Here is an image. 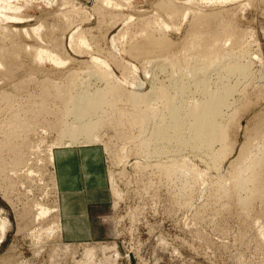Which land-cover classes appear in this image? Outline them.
Masks as SVG:
<instances>
[{"label": "rangeland", "instance_id": "1", "mask_svg": "<svg viewBox=\"0 0 264 264\" xmlns=\"http://www.w3.org/2000/svg\"><path fill=\"white\" fill-rule=\"evenodd\" d=\"M10 1L14 0L3 2ZM169 1L17 0L18 20L0 21V264H76L86 248L97 253L90 264H264V181H251L240 189L243 169L235 164L248 140L254 150L236 163L253 167L250 161L264 155V132L257 136L255 131L264 119V79H260V74L264 75V0L207 4L203 0H174L179 10L173 15L159 8L161 2ZM221 23L230 32L219 39L227 41L210 49ZM151 34L160 43L165 39L170 47H165L164 41L162 51L147 45L145 49L141 43L146 44L144 39ZM36 49L52 52L62 65L33 63ZM139 50L148 53L139 55ZM92 58L103 61L113 78L126 77L135 86H114L116 79L108 78L109 85L118 87L115 92L123 91L112 96L116 99L112 106L90 118L100 120L96 141L90 145L102 146L108 181L116 192L109 186L110 236L99 242L68 244L61 237L55 158L52 163L49 158L60 150L83 146L82 140L68 146V139L64 134L62 139L60 133L72 122L71 115L64 113L68 95L76 96L84 86L90 91L105 87L106 80L96 79L104 68L95 66ZM204 58L210 59L206 77L212 88L220 82L236 88L232 106L221 121L228 128L227 143L222 144L227 145V152L224 159L216 161L210 159L214 155L204 153L180 151L177 155L173 143H163L164 148L154 143L150 137L153 119L148 124L137 123L144 107L140 98H134L141 100L138 106L130 98L131 93L145 95L153 89L158 97L154 95L148 103L165 114L161 91H172L176 75L188 81L191 66H199ZM230 60L247 63L250 72L246 77L226 76L222 69ZM194 89L190 87L185 100L200 97V90ZM250 132L252 137L247 140ZM220 148L221 144H215L214 153ZM180 161L184 167L178 168L183 165L176 166ZM40 206L57 212L40 217ZM56 224L60 225L58 231ZM105 244L114 248L104 255L98 249Z\"/></svg>", "mask_w": 264, "mask_h": 264}, {"label": "bare ground", "instance_id": "2", "mask_svg": "<svg viewBox=\"0 0 264 264\" xmlns=\"http://www.w3.org/2000/svg\"><path fill=\"white\" fill-rule=\"evenodd\" d=\"M4 0H0V21L2 22V21H6V22H8V21H15V20H18V19H16V16H15V12H18V11H20V8H19V6H17V0H14V1H10V2H3ZM174 0H170L169 2H168V4H164V3H160L159 4V8H161V9H163V11H166V10H169V11H167V13L168 12H170L171 14H172V12L173 13H175L176 14V12H178V10H179V8H176L175 7V5L173 4L174 2H173ZM225 0H203V3L204 4H207V3H223ZM173 15V14H172ZM177 15H178V13H177ZM198 19H200V17L198 18ZM21 20V19H20ZM197 22V21H196ZM195 23V22H194ZM199 24H200V22H199ZM225 24V23H224ZM196 25H197V23H196ZM217 25V24H216ZM220 25V26H219ZM218 26L220 27V28H218V29H220V31L218 32V33H216V32H214L215 34H214V36H215V38L211 41V43H210V41H209V43H210V49L212 48L213 49V47L214 46H217V45H219L220 44V47H221V44H225V42L227 41V40H224V41H221L219 38H221L222 37V35H224L225 36V34L229 31V29H228V27L226 28L225 26H221L222 25V23L221 24H219ZM199 26V25H198ZM203 27V26H202ZM164 28V27H163ZM199 28H201V26L199 27ZM217 29V28H216ZM25 32V31H24ZM151 32V31H150ZM230 32V31H229ZM228 32V33H229ZM26 33V32H25ZM150 34V33H149ZM233 36V34L232 33H230V36ZM72 36V35H71ZM74 36V35H73ZM146 36V35H145ZM150 36H152V34L150 35ZM154 36V35H153ZM153 36L151 37V38H149V39H144V40H146V44L144 43V44H142L141 43V45H145V49H147L148 47H150L151 49H155V48H162V45L165 43V42H167V41H165V39L163 40V41H161L160 39V41H161V43L158 41V40H154V38H153ZM210 36V35H209ZM229 35H227V37H228ZM148 37V36H147ZM212 37H213V35H212ZM72 38V37H71ZM230 38V37H229ZM237 38V37H236ZM158 39V38H157ZM211 39V38H210ZM238 39V38H237ZM79 40H80V38H79ZM165 41V42H164ZM233 41V40H232ZM81 42L83 43V40L81 39ZM80 42V43H81ZM162 42H164L163 44H162ZM237 42H238V40H237ZM81 43V44H82ZM234 45L233 46H235L237 43L234 41ZM239 43V42H238ZM80 44V45H81ZM167 44H168V42H167ZM196 44H197V41H196ZM146 45L148 46L147 48H146ZM140 46V45H139ZM138 46V47H139ZM165 47L166 46H169V44L168 45H164ZM137 47V48H138ZM170 47V46H169ZM135 47L133 46V50H134V53H135V49H134ZM140 48H141V46H140ZM139 48V49H140ZM144 48V47H143ZM150 48L148 49V51L150 50ZM168 48V47H167ZM223 48V47H222ZM163 49V48H162ZM162 49H161V51H162ZM165 49V48H164ZM169 49V48H168ZM241 49H243V48H241ZM129 50H131V49H129ZM132 50V51H133ZM156 50V49H155ZM158 51H159V49H157ZM223 50V49H222ZM245 50V49H244ZM138 51V50H137ZM141 50H139V52L137 53V54H139L140 55V53L142 54V52H143V50H142V52H140ZM147 51V50H146ZM153 51V50H152ZM151 51V52H152ZM157 51V52H158ZM211 51V50H210ZM243 51V50H242ZM150 52V53H151ZM248 52V51H247ZM31 53V52H30ZM33 54H32V59H33V63L34 62H38V63H40V62H45V61H49L50 62V64H52V65H58V66H60V65H62V62H61V60L56 56V55H54V54H52V52L50 53L49 51L47 52V51H43V50H34L33 52H32ZM144 53H148V52H143V54ZM242 53V52H241ZM245 53V52H244ZM142 54V55H143ZM228 54V53H227ZM229 54H233V53H229ZM235 54V53H234ZM131 55H132V53H131ZM237 55H238V53H237ZM240 55V54H239ZM241 55H243V54H241ZM137 56V55H136ZM250 56V55H249ZM141 57V56H140ZM149 57V56H148ZM152 57V56H151ZM229 57H231V56H229ZM11 58V57H10ZM136 58H138V57H136ZM221 58V57H220ZM224 58V57H223ZM251 58V57H250ZM255 58H257V60H259L260 61V64L262 63V61H261V59H259L258 57H256L255 56ZM8 59V58H7ZM202 59V58H201ZM205 59V61H203ZM202 61V63H203V65H199V66H191V71H190V73H189V75H190V79L188 80V81H183L182 79L184 78H179V76L178 75H176V76H174L175 78H174V82H175V84H174V86H173V89H172V91H169L170 92V94H171V92L172 93H174V95L172 96V97H170V95H168V93H167V91H161V93L159 94V95H161V99L165 102V104H166V113L165 114H162V113H158L157 111H156V108L155 107H152V106H150L149 105V103L148 102H150L149 100V98H152L154 95H157L158 93H155V92H153V89L151 90V92H149V93H146L145 95H139V94H137V93H131V92H129V93H131V95L130 94H128L127 96H132V97H130V98H136V100L137 99H141V100H138V102H139V104H140V101H141V104H142V106L144 107V112L143 111H141L143 114H144V116H142V115H140L141 116V118H138L137 119V123L139 122V123H143V125L145 124V123H147V121H149V120H151V119H153V120H151V122L153 123V124H155L154 126H152L153 127V130L151 131V132H153L154 131V133L152 134V136H150L152 139L154 138L155 139V141H154V143H157V144H163V143H173L175 146V148L176 149H174V151L176 150V151H178L176 154L177 155H179L180 154V151H190V152H194V154H200V155H202L203 153L205 154V155H214V157H211L210 159H213L214 161H216V159H221V158H223V156L225 155V153L227 152L226 151V149H227V145L226 146H222V144H224L225 145V143H227V132H226V130H228V128L226 129V126L225 125H223L222 123H221V121L222 120H224V117L226 116V111H228V109L230 110V108H231V106H232V102H230V101H232L233 99H232V95H233V93L234 92H236V88H234L235 86H233V85H235V84H233V85H230L228 82H226V83H224V82H220V80H219V84H217L216 85V83H215V86L212 88V86L210 85V83L208 82V80H207V72H208V70H209V68H210V66H208V62H209V58H204ZM233 59H234V57H233ZM191 60V59H190ZM198 60V59H197ZM220 60V59H219ZM32 61V60H31ZM30 61V62H31ZM157 61V60H156ZM168 61V60H167ZM172 61V60H171ZM231 62H229V63H223L224 64V66H223V69H222V71H225V74H226V76L227 77H229V76H236L237 75V78H243V77H246V75L250 72V68H249V66L247 65V63L246 64H242L241 62H239L240 60H238V63H236L234 60L232 61V60H230ZM258 61V62H259ZM91 62L93 63V64H95V66L96 65H98V67L99 68H101V67H103L104 68V70H106V71H104L103 69V71H99V73H98V77L96 78V79H104V80H106V82H105V87L104 88H102V89H95V90H93V91H90L89 90V86H87L86 88H85V86H84V89L83 90H81L79 93H77L76 94V96H71L70 94L68 95V97L70 98V100L68 99V97H67V99L69 100L68 102V104H67V111L66 112H64L65 113V115L67 114V116H69V115H71V116H69V117H72V122L70 123V124H65V126H64V129H62V130H64L63 132L62 131H59V133L60 132H62V133H60V135L62 134V139H64L63 138V134H64V136H65V138L66 139H68V141H69V144H68V146H74L75 144H77V142L78 141H80V140H82V141H84L83 142V146H85V147H89V145L90 144H93L92 142L93 141H96V138H97V136H96V134H94L95 133V131H97V124L99 123H97V121L99 120L98 118V120H92V119H90L91 117H93V116H96L97 115V113H99V112H101L102 113V111L105 109V108H108V107H110V106H112L113 105V102L112 101H114V100H116L115 99V97H116V95H115V93L117 94H119V91H123V90H121V89H119V91L118 92H115L116 90H118V87L120 86H118V83H121L122 85H131L132 87L133 86H135V83H129L126 79H128V78H126V77H121V78H113L112 77V75H111V73L108 71V68H107V66H106V64L103 62V61H101V60H99L98 58H92V60H91ZM161 62V61H160ZM188 62V61H187ZM190 62V61H189ZM204 62H205V64H204ZM212 62H213V60H212ZM219 62V61H218ZM222 62V61H221ZM249 62V61H248ZM149 64H152V65H154L153 63L154 62H148ZM156 63V62H155ZM168 63H170V62H168ZM172 63V62H171ZM192 63V62H191ZM196 63V62H195ZM198 63V62H197ZM211 63V62H210ZM159 64V63H158ZM158 64H156V65H158ZM221 64V63H220ZM155 65V66H156ZM172 65H174V64H172ZM185 65V64H184ZM159 66V65H158ZM157 66V67H158ZM221 66V65H220ZM106 67V68H105ZM162 66L160 65V67H158L159 69H162L161 68ZM98 69V68H97ZM166 70V69H165ZM173 70V69H172ZM161 71V70H160ZM180 71V70H179ZM188 71V70H187ZM109 72V73H108ZM189 72V71H188ZM89 73V72H88ZM179 73V72H178ZM175 74V73H174ZM173 74V75H174ZM202 75L203 77H200V78H198V77H196V76H198V75ZM89 75V74H88ZM172 75V74H171ZM172 75V76H173ZM180 75V74H179ZM183 75V74H182ZM73 76H74V74H73ZM93 76H95V75H93ZM232 76V77H233ZM88 77V76H87ZM90 77V76H89ZM88 77V78H89ZM233 77V78H234ZM108 78H111V79H116V81H117V85H114V86H118L117 87V89H115V87L113 86V85H109V82H110V80L111 79H108ZM236 78V79H237ZM239 78V79H240ZM74 79H76L75 77H74ZM229 79V78H228ZM227 79V80H228ZM238 79V80H239ZM260 79H264V75L263 74H260ZM78 81H79V79H77ZM87 80V79H86ZM94 80V79H93ZM230 80V79H229ZM243 80V79H242ZM245 80V79H244ZM243 80V81H244ZM107 81H109L108 83H107ZM115 81V80H114ZM223 81V80H222ZM225 81V80H224ZM135 82V81H134ZM176 82H177V84H176ZM230 82V81H229ZM191 83L193 84L192 86L193 87H195V89L197 90H200V94H199V98L198 99H195V97L193 98H191V99H189V100H187L188 98L186 97V93H188L189 92V90H190V87H192L191 86ZM233 83H237V82H233ZM81 84V83H80ZM87 84V83H86ZM239 84H241V83H239ZM242 84H243V82H242ZM88 85V84H87ZM137 85V84H136ZM130 86V87H131ZM238 87V86H237ZM83 88V87H82ZM172 88V87H171ZM125 89V88H124ZM193 89V88H192ZM193 90V91H196V90ZM155 90V89H154ZM159 90V89H158ZM161 90H163V89H161ZM174 90V91H173ZM165 92V93H164ZM199 92V91H198ZM153 93H155V94H153ZM192 93V92H191ZM196 93V92H195ZM117 94V95H118ZM120 94H122L121 92H120ZM125 94V93H124ZM192 94H194V93H192ZM234 95H235V93H234ZM233 95V96H234ZM112 96H115L114 97V99L112 98ZM121 97L123 96V95H120ZM189 96V95H188ZM156 98L158 97V95L157 96H155ZM185 97L187 98L186 100H185ZM119 98V97H118ZM128 98V97H127ZM155 98V99H156ZM129 99V98H128ZM160 99V100H161ZM66 100V99H65ZM130 100H132V99H130ZM158 100V99H157ZM161 100V101H162ZM134 101V103H136L137 104V106H138V102H136L135 101V99L134 100H132V102ZM66 102H67V100H66ZM111 102H112V105H110L111 104ZM236 102V101H235ZM133 103V104H134ZM115 104V103H114ZM135 104V105H136ZM164 104V105H165ZM68 106H70V107H68ZM108 106V107H107ZM137 106H135V107H137ZM140 106V105H139ZM242 106V105H241ZM238 110H240V109H238ZM69 112V113H68ZM63 113V114H64ZM140 113V112H139ZM145 113H148L147 115L145 114ZM155 113H157V114H155ZM229 113V112H228ZM69 114V115H68ZM138 114V113H137ZM150 114H152V117L150 116ZM236 114V113H235ZM238 114V113H237ZM234 115V114H233ZM99 116V115H98ZM97 116V117H98ZM138 116V115H137ZM101 117V116H100ZM99 117V118H100ZM132 118H133V120L135 121L136 119H134V117L133 116H131ZM227 117V116H226ZM228 117H230V115L228 116ZM131 118V119H132ZM135 118H136V116H135ZM143 118V119H142ZM140 119V120H139ZM231 119V118H230ZM100 121V120H99ZM131 121V120H130ZM133 121V122H134ZM230 121V120H229ZM59 123V122H58ZM57 123V124H58ZM149 123V122H148ZM147 123V124H148ZM151 123V124H152ZM229 123V122H228ZM232 123H236L235 121L234 122H232ZM60 124V123H59ZM59 124H58V126H59ZM152 124V125H153ZM260 124V123H259ZM259 124H257V126H258V128L256 127L255 128V131H256V134H257V136H258V133H260L261 131V134H263V132H264V129H262V127L261 126H263L264 125V119H263V121H262V123L259 125ZM141 124H139L138 125V127L140 126ZM234 126H235V124H233ZM58 126H57V128H58ZM100 126V125H99ZM102 127H103V125H102ZM141 128H143V126L141 125L140 126ZM147 127H148V125H147ZM60 128H61V126H60ZM59 128V129H60ZM100 128V127H99ZM150 128V127H149ZM149 128H148V130H149ZM263 128H264V126H263ZM25 129H26V127H25ZM28 129V128H27ZM22 130H24V128L22 129ZM143 130V129H142ZM254 130V129H253ZM25 131H27V130H25ZM252 132V131H251ZM251 132H250V137H248L247 138V140L248 139H251V137H252V135H251ZM147 133V132H146ZM145 133V134H146ZM144 134V133H143ZM142 134V135H143ZM144 134V135H145ZM255 134V135H256ZM150 135V134H149ZM255 135H253V137H255V139H258V137H256ZM259 138H260V135H259ZM141 139V138H140ZM153 139V140H154ZM254 139V138H253ZM252 139V140H253ZM254 139V140H255ZM261 140H262V138H260ZM144 140V139H143ZM149 140H150V138H149ZM149 140H148V142H149ZM145 142L147 141V140H144ZM258 141V140H257ZM264 141V140H263ZM160 142V143H159ZM259 142V141H258ZM258 142H257V145H258ZM79 143V142H78ZM150 143V142H149ZM153 143V142H152ZM154 143H153V145H154ZM217 143H219V144H221V148H220V150L217 152V153H214V145L216 144L217 145ZM246 143V144H245ZM260 143V142H259ZM262 143V142H261ZM97 144V143H96ZM147 144V143H146ZM145 143L143 144V146L144 145H146ZM171 144L169 145V147L171 146ZM230 144V143H229ZM228 144V145H229ZM232 144V143H231ZM244 146L243 147H241V151L239 152V157H237L238 159H236L235 160V164H236V168H237V166L239 167L238 169H240V168H242L243 170H241V172H240V175H239V182H238V185H239V188L240 189H243L245 186H246V184L247 183H250L251 181H264V155H262V156H260V157H256V158H254L252 161H250V165L251 166H253V167H247V166H241V165H239L238 163H236V162H238V161H241V162H243L244 160V155H246V153L247 152H249V154H250V152H251V149H253L254 147H252V143L251 142H249V140H248V143L247 142H244ZM140 144H138V146H139ZM254 145H256V143H254ZM253 145V146H254ZM256 145V146H257ZM82 146V147H83ZM91 146V145H90ZM99 146V145H98ZM150 146H152L151 144H150ZM156 146V145H155ZM154 146V148H156ZM158 146V145H157ZM230 146V145H229ZM102 147V146H101ZM160 147V146H159ZM158 147V148H159ZM162 148H164L165 147V145L163 146H161ZM167 147V146H166ZM172 147H173V145H172ZM231 147V146H230ZM264 147V146H263ZM148 148V147H147ZM151 148V147H150ZM154 148H152L153 150H154ZM226 148V149H225ZM145 149V148H144ZM98 149H96V153H99L100 151H97ZM159 150H161L160 148H159ZM163 150V149H162ZM161 150V151H162ZM172 150V149H171ZM254 150V149H253ZM252 150V151H253ZM256 150V149H255ZM264 150V149H263ZM160 151V152H161ZM166 151V150H165ZM173 151V152H174ZM149 152V151H148ZM147 152V153H148ZM154 152H155V150H154ZM159 152V153H160ZM230 152V151H229ZM259 152V151H258ZM153 153V152H152ZM158 153V152H157ZM157 153H155V154H157ZM260 153V152H259ZM261 153H263V152H261ZM160 154H163V153H160ZM175 154V155H176ZM203 154V155H204ZM248 154V153H247ZM258 154V153H257ZM165 155V154H164ZM174 155V154H173ZM157 156H159V154H157ZM198 156V155H197ZM246 156H248V155H246ZM147 157V156H146ZM149 157V156H148ZM151 157V156H150ZM153 157V156H152ZM201 157V156H200ZM244 157V158H243ZM54 158H55V156H54V153H52L51 155H50V158H49V161L52 163L53 162V160H54ZM154 158V157H153ZM181 158V157H180ZM224 159V158H223ZM247 160V159H246ZM245 160V161H246ZM148 161V160H147ZM176 161H178V160H176ZM206 161V160H205ZM218 161V160H217ZM173 162H174V160H173ZM213 162V161H212ZM160 163V162H159ZM178 165H176L177 167L180 165L179 163H181V161L180 162H176ZM215 163V162H214ZM213 163V164H214ZM240 163V162H239ZM181 164H183V162L181 163ZM234 163H232V165H235ZM172 165L175 167V165H174V163H172ZM215 165V164H214ZM245 165V164H244ZM158 166V165H157ZM160 166V165H159ZM181 166H183L184 167V164L183 165H180L178 168H180ZM164 167V166H163ZM165 168V170H167L166 169V167H164ZM163 168V169H164ZM171 168V167H170ZM178 168H177V171H178ZM188 168V167H187ZM249 168H251V169H249ZM162 169V170H163ZM169 169V168H168ZM181 169H184V168H181ZM248 169H249V173H247L246 171H248ZM164 170V171H165ZM185 170V169H184ZM176 171V170H175ZM176 171V172H177ZM181 171V170H180ZM179 171V173H182V172H180ZM238 172L240 171V170H237ZM168 172H169V170H168ZM184 172V171H183ZM236 173V174H239V173ZM172 173V172H171ZM178 173V174H179ZM32 175V174H31ZM175 175V174H174ZM182 175V174H181ZM238 176V175H237ZM178 177V176H177ZM175 178V177H174ZM186 179V178H185ZM179 180V179H178ZM252 182V183H253ZM258 183V182H257ZM256 183V184H257ZM235 184V183H234ZM237 185V186H238ZM249 185V184H248ZM109 186H110V189H111V192L112 193H116L115 192V190H114V188H113V183H112V181H109ZM223 190V189H222ZM219 191V190H218ZM251 194V193H250ZM255 194V193H254ZM256 195V194H255ZM4 196V195H3ZM252 196H254V195H252ZM250 198H252V197H250ZM249 197L247 198V202L249 203ZM246 201V200H245ZM252 201V200H251ZM244 202V201H243ZM242 204H244V206H247V203L245 204V202L244 203H242ZM37 208V207H36ZM36 210V209H35ZM51 212H57V209H54V211H51L50 209H47L46 207L44 208V207H41L40 206V213H39V215H40V217L42 216V217H44L45 215H48L49 213H51ZM38 214V213H37ZM38 217L39 216H37V219H38ZM57 222H58V220H57ZM60 223V222H59ZM61 225V224H60ZM60 225H55L56 226V230L58 231L59 230V228H60ZM51 226V225H50ZM53 227V226H52ZM50 228V227H49ZM48 228V229H49ZM46 230V229H45ZM50 230H52V229H50ZM49 230V231H50ZM56 230H54L53 232H55ZM45 232H48L47 230L45 231ZM44 232V233H45ZM51 232V231H50ZM52 232V233H53ZM40 234H42V232H40ZM46 234V233H45ZM51 234V233H50ZM39 235V234H38ZM40 236V235H39ZM38 236V237H39ZM103 246V247H102ZM101 246V250H100V248L98 249V251H103V254L104 253H106V252H104V251H108L109 249H111L112 247H109V246H107L106 244H105V246L104 245H102ZM63 247V246H62ZM65 247V246H64ZM65 248H67V247H65ZM113 248H114V245H113ZM113 248L111 249V250H109V251H112L113 250ZM115 248H116V246H115ZM57 249H59V247L57 248ZM63 251H64V254H65V250H62L61 249V251H60V253L62 252L63 253ZM84 251V253H83V258L80 260V261H77L76 262V264H90V263H92V260H93V258H94V256H95V254H97V253H95L96 252V250L94 249V248H86V250H83ZM56 252V251H55ZM102 254V253H101ZM107 254V253H106ZM60 255V254H59ZM105 255V254H104ZM62 257V256H61ZM108 258V257H107ZM52 260V259H51Z\"/></svg>", "mask_w": 264, "mask_h": 264}, {"label": "crops", "instance_id": "3", "mask_svg": "<svg viewBox=\"0 0 264 264\" xmlns=\"http://www.w3.org/2000/svg\"><path fill=\"white\" fill-rule=\"evenodd\" d=\"M55 168L62 239L68 244L107 239L112 197L102 148L60 150L55 155Z\"/></svg>", "mask_w": 264, "mask_h": 264}]
</instances>
